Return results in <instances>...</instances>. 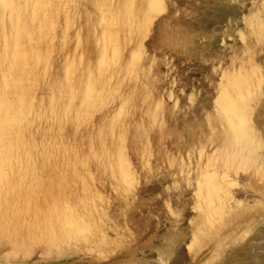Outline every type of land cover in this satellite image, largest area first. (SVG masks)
I'll list each match as a JSON object with an SVG mask.
<instances>
[{
  "label": "rangeland",
  "instance_id": "obj_1",
  "mask_svg": "<svg viewBox=\"0 0 264 264\" xmlns=\"http://www.w3.org/2000/svg\"><path fill=\"white\" fill-rule=\"evenodd\" d=\"M164 1L0 0V264H264V0Z\"/></svg>",
  "mask_w": 264,
  "mask_h": 264
},
{
  "label": "bare ground",
  "instance_id": "obj_2",
  "mask_svg": "<svg viewBox=\"0 0 264 264\" xmlns=\"http://www.w3.org/2000/svg\"><path fill=\"white\" fill-rule=\"evenodd\" d=\"M123 7H125V6H123ZM164 8H165V1L164 0H141V2H140V12H139V15H138L139 17H137L136 21L134 22V29H135L136 34L137 35H140V34H147L148 35V31H149L150 27L153 26L152 24L154 23V20L158 19V17L160 16L161 11ZM123 11H125V10H123ZM132 41H133V39H132ZM104 83H106V82H103L101 84V87H100L101 89H104ZM80 98H82V97H80ZM246 117H248V120L250 119L249 113L248 112H244L241 109V120H242V123L244 122ZM127 173L129 174V172H127Z\"/></svg>",
  "mask_w": 264,
  "mask_h": 264
}]
</instances>
